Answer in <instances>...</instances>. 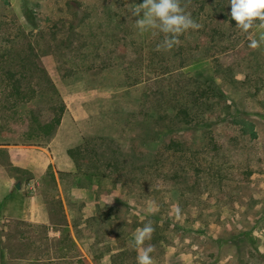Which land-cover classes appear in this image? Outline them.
I'll use <instances>...</instances> for the list:
<instances>
[{
	"label": "rangeland",
	"instance_id": "obj_1",
	"mask_svg": "<svg viewBox=\"0 0 264 264\" xmlns=\"http://www.w3.org/2000/svg\"><path fill=\"white\" fill-rule=\"evenodd\" d=\"M142 2L0 0V142L34 143L32 119L53 115L55 75L70 102L88 99L77 160L100 172L59 174L58 185L47 174L37 192L51 222L1 219L0 264H137L130 241L149 220L154 264H264V46L250 49L255 30L228 28L214 0H182L202 27L157 51L163 34H140L130 18ZM216 85L227 109L192 108L197 89ZM182 107L217 123L177 122ZM172 126L189 158L166 145ZM68 201L89 219L81 239Z\"/></svg>",
	"mask_w": 264,
	"mask_h": 264
},
{
	"label": "crops",
	"instance_id": "obj_2",
	"mask_svg": "<svg viewBox=\"0 0 264 264\" xmlns=\"http://www.w3.org/2000/svg\"><path fill=\"white\" fill-rule=\"evenodd\" d=\"M53 76L67 109L51 140L43 145L0 142V154L4 155L0 156V220L51 222L46 199L37 192L38 184L47 175L50 165L66 173L78 169L69 149L82 142L78 126L90 116L85 105L88 99L82 94L78 95L81 100L70 102L65 84ZM58 175L57 172V178ZM18 182L22 183L21 188L17 187Z\"/></svg>",
	"mask_w": 264,
	"mask_h": 264
},
{
	"label": "clouds",
	"instance_id": "obj_3",
	"mask_svg": "<svg viewBox=\"0 0 264 264\" xmlns=\"http://www.w3.org/2000/svg\"><path fill=\"white\" fill-rule=\"evenodd\" d=\"M228 4L229 17L236 22V28L242 33L256 32L255 36H248V47L256 50L264 46V0H228ZM128 11L131 19L136 17L133 23L140 34H163L156 45L157 51H171L180 45L182 34L202 27L185 11L182 0H143L142 3L130 4ZM179 211L176 206V212ZM154 232L151 220L135 230L130 244L138 251L137 264H154L151 253L155 251V246H145V241H150Z\"/></svg>",
	"mask_w": 264,
	"mask_h": 264
},
{
	"label": "trees",
	"instance_id": "obj_4",
	"mask_svg": "<svg viewBox=\"0 0 264 264\" xmlns=\"http://www.w3.org/2000/svg\"><path fill=\"white\" fill-rule=\"evenodd\" d=\"M216 3V4H215ZM214 4H215V9H221L222 13H221V17L225 20L228 21V28L232 25H236V22L234 20H231L229 17V13H230V5L228 4V0H214ZM252 31V30H250ZM248 33H244V35H247ZM51 83L53 84V95L51 98V111L53 112V115L51 117H49L48 119H41L39 117H34L32 119V125H33V129H34V133L28 135V139L34 141V143H29L30 145H41L40 143H38V139L45 137V136H52L58 126L61 124L63 115L67 109V105L65 100L62 97L61 92L59 91V89L57 88L56 84L53 83V81H51ZM17 92L20 95L18 97V99L22 100L23 103L25 104V94L21 92V87L17 86ZM210 91H212L214 93V95H210ZM35 92V91H34ZM197 97L196 100L198 102L192 103V108H194V106H202L203 107V111L206 109L209 110L213 107H215L216 105L220 106L221 105V109H227L226 103L225 102V98H224V92L221 90V88L219 86H213L210 87L208 90L206 88H202L200 91L197 89ZM187 96H190L189 93H187ZM217 97V100H211L210 97ZM220 99V100H219ZM197 113V111L195 112ZM191 114V111L188 107H182L180 108L178 111H176L175 117H177V122H182L184 124H191V126H198V125H205L206 128L210 127L213 123H217V121H215L216 119H212L211 115L210 118L209 117H202L199 114L198 115H194ZM211 120V121H210ZM239 122V121H237ZM212 133H213V129L212 127L209 129ZM181 137V133H179L178 131L175 130V127H170L169 133H168V140L166 141V145L168 146L169 149H174L176 151H181L182 154H184L185 156L187 155L186 152L187 150H185L184 148V141H182L180 139ZM211 141H213V138L210 139L208 141V144L211 143ZM69 153L70 155L76 160L77 163V171L74 173H66L63 171H55L52 172V168L54 167L53 165H50L47 174L51 175L52 178L54 179V181L56 182V185H58L57 183V172L60 175H70V176H74V177H79L81 176H86V177H97L99 175V171L96 170V172H93L89 167H83L82 164L79 163L78 156L79 154H83V149L82 147H73L69 149ZM187 158H189V156H186ZM197 162L199 163L201 160L200 159H196ZM103 177H106L107 174L106 173H102ZM78 182H77V181ZM74 182V184L78 185L80 179H76ZM118 203H121L122 200L121 199H117ZM63 202V201H62ZM61 202V203H62ZM72 202L68 201L69 204V208H70V214L72 216V224L73 227L75 229V233L77 234V236L81 239L83 238V234H84V230L82 228V222H84L85 224L87 222H89V219L83 221V219H81L80 217H78L77 215H75V213L73 212L72 209ZM64 206V205H63ZM114 207H111V210ZM65 212V209H64ZM66 219V213H64L63 215ZM95 217V213H93V217ZM64 226H66V228H68V223H65ZM67 233H66V237H71V233L70 231H68L66 229ZM63 232V231H62ZM81 264H98V262L96 261V259L94 258L93 260L90 259L87 255H83L80 259Z\"/></svg>",
	"mask_w": 264,
	"mask_h": 264
},
{
	"label": "water",
	"instance_id": "obj_5",
	"mask_svg": "<svg viewBox=\"0 0 264 264\" xmlns=\"http://www.w3.org/2000/svg\"><path fill=\"white\" fill-rule=\"evenodd\" d=\"M21 186H22V183H21V182H18V183H17V187H18V188H21Z\"/></svg>",
	"mask_w": 264,
	"mask_h": 264
}]
</instances>
